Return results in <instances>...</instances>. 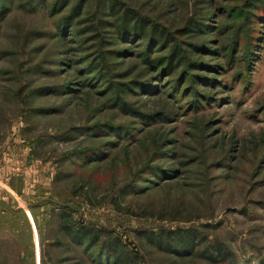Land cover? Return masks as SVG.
Listing matches in <instances>:
<instances>
[{
	"label": "rangeland",
	"instance_id": "obj_1",
	"mask_svg": "<svg viewBox=\"0 0 264 264\" xmlns=\"http://www.w3.org/2000/svg\"><path fill=\"white\" fill-rule=\"evenodd\" d=\"M63 2L0 0V264H264V0Z\"/></svg>",
	"mask_w": 264,
	"mask_h": 264
},
{
	"label": "trees",
	"instance_id": "obj_2",
	"mask_svg": "<svg viewBox=\"0 0 264 264\" xmlns=\"http://www.w3.org/2000/svg\"><path fill=\"white\" fill-rule=\"evenodd\" d=\"M259 1H262V0H259ZM104 2H106V0H104ZM67 4H68V0H64V2L62 3L63 6L61 8H65L67 6ZM124 15H123V17H124ZM130 21H133L132 25L130 23H123V25H121L119 27L118 33L120 35H126V34H130V33L134 34L135 33V34H138V35H141V36L146 35V37L149 35V39H153L156 42H162L163 41L164 33H166V32L161 30V29H159V27L153 26L145 34L144 29L145 30L147 29V27L149 26L148 24L146 25L140 18H135V17L133 18V20H130ZM176 55L177 54H174L172 56V58L176 57ZM145 62H148L149 64L152 63L153 65H155L157 67L160 66V63L157 62V61H151L150 62L148 59H146ZM169 65H171V62H170ZM62 229L64 230V232L66 234L72 235L74 238H75V235L81 236V237H89L90 236V230L88 228H85V227L84 228L79 227V231L78 232L73 231V228L71 226H69V227L68 226H62ZM217 251H219V250L217 249Z\"/></svg>",
	"mask_w": 264,
	"mask_h": 264
},
{
	"label": "crops",
	"instance_id": "obj_3",
	"mask_svg": "<svg viewBox=\"0 0 264 264\" xmlns=\"http://www.w3.org/2000/svg\"><path fill=\"white\" fill-rule=\"evenodd\" d=\"M5 187V186H4ZM6 193H7V189H5ZM6 193H3L2 196H0V201H4L6 202L5 204H7L8 202V199H7V194ZM5 196V197H4ZM12 200V198H11ZM8 211V207H6V209H0V214H5L6 212Z\"/></svg>",
	"mask_w": 264,
	"mask_h": 264
}]
</instances>
